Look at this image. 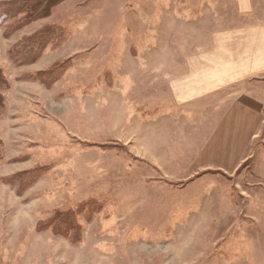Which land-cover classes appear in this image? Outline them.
Instances as JSON below:
<instances>
[{
  "label": "rangeland",
  "instance_id": "1",
  "mask_svg": "<svg viewBox=\"0 0 264 264\" xmlns=\"http://www.w3.org/2000/svg\"><path fill=\"white\" fill-rule=\"evenodd\" d=\"M219 6L62 0L12 34L0 25V264H264V179L253 177V157L234 172L202 168L175 180L144 161L130 132L111 126L127 121L123 96L110 102L106 86H128L140 101L167 95L179 68L148 62L182 65L203 54L222 25ZM48 22L67 26L69 38L15 65L9 48ZM66 61L51 87L27 77ZM255 85L264 103V82Z\"/></svg>",
  "mask_w": 264,
  "mask_h": 264
},
{
  "label": "crops",
  "instance_id": "2",
  "mask_svg": "<svg viewBox=\"0 0 264 264\" xmlns=\"http://www.w3.org/2000/svg\"><path fill=\"white\" fill-rule=\"evenodd\" d=\"M215 1L222 5L217 15L222 25L210 33L211 47L180 61L182 65L156 58L148 62L159 68V64L171 68L173 62L179 68L167 77V95L162 96L160 87L153 99L140 101L139 95L128 94V86L117 87L114 80L106 86L110 102L124 98L127 125L124 128L122 119L112 118V131L122 126L130 132L134 149L145 150L149 159L144 161L155 164L162 173L155 172L163 177L186 179L202 168L234 172L239 163L253 157L251 171L260 181L264 179V103L252 93H259L255 84L264 82V20L257 18L264 0H229L233 14L228 23L225 0H205ZM129 83L130 78L121 85ZM195 122L198 130L193 132Z\"/></svg>",
  "mask_w": 264,
  "mask_h": 264
},
{
  "label": "trees",
  "instance_id": "3",
  "mask_svg": "<svg viewBox=\"0 0 264 264\" xmlns=\"http://www.w3.org/2000/svg\"><path fill=\"white\" fill-rule=\"evenodd\" d=\"M60 1L62 0L0 1V25L6 22L4 32L6 35L12 34L23 27L47 19L51 14V8ZM69 31L67 26L58 23H45L33 33L23 36L9 48L10 59L17 66L32 64L40 58L46 47H59L64 43L69 38ZM68 67L67 61L57 62L51 64L47 69L27 77L39 80L45 87H51L62 77ZM2 74L3 71L0 67L1 77ZM3 109V102L0 98V111ZM23 174L30 175V172ZM12 178L13 176L10 177L9 182H13ZM82 207L85 208V206Z\"/></svg>",
  "mask_w": 264,
  "mask_h": 264
}]
</instances>
